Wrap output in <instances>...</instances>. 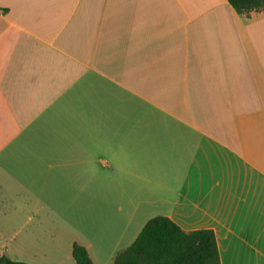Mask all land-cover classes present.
<instances>
[{"label": "crops", "instance_id": "obj_1", "mask_svg": "<svg viewBox=\"0 0 264 264\" xmlns=\"http://www.w3.org/2000/svg\"><path fill=\"white\" fill-rule=\"evenodd\" d=\"M0 12V226L54 240L88 202L128 213L105 240L128 247L165 216L213 230L221 264H264V11L0 0Z\"/></svg>", "mask_w": 264, "mask_h": 264}, {"label": "trees", "instance_id": "obj_2", "mask_svg": "<svg viewBox=\"0 0 264 264\" xmlns=\"http://www.w3.org/2000/svg\"><path fill=\"white\" fill-rule=\"evenodd\" d=\"M228 1L240 14L264 11V0ZM72 255L76 264H94L85 246L77 242L73 243ZM0 264L32 263L4 253L0 255ZM113 264H221V261L213 230L186 231L170 218L156 216L145 224L130 246L114 257Z\"/></svg>", "mask_w": 264, "mask_h": 264}, {"label": "rangeland", "instance_id": "obj_3", "mask_svg": "<svg viewBox=\"0 0 264 264\" xmlns=\"http://www.w3.org/2000/svg\"><path fill=\"white\" fill-rule=\"evenodd\" d=\"M84 205V203H81ZM74 211L68 216L70 223L69 234L64 233L54 240L37 235L31 225L25 226L15 234L14 225L0 226V255L7 254L10 258L27 261L32 264H75L72 257V239L86 241L90 244L96 264H112L111 252L117 247L116 252L124 249L131 242H115L113 239L103 238V228L111 227L109 221L116 219L122 222L128 218V213L111 209H97L90 207L88 202L80 210L76 203H72ZM15 210H11L13 213ZM80 212V213H79ZM126 215V216H125ZM116 224V225H117ZM4 227V229L2 228ZM111 236V235H110ZM22 237V238H21Z\"/></svg>", "mask_w": 264, "mask_h": 264}]
</instances>
